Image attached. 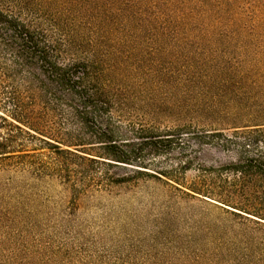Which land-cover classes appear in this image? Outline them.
I'll use <instances>...</instances> for the list:
<instances>
[{
    "label": "rangeland",
    "instance_id": "1",
    "mask_svg": "<svg viewBox=\"0 0 264 264\" xmlns=\"http://www.w3.org/2000/svg\"><path fill=\"white\" fill-rule=\"evenodd\" d=\"M54 24L53 32L65 41V58L91 51L79 36L87 29L70 18ZM258 45L261 41L251 38L106 43L100 53L110 54L102 67L114 77L118 106L113 118L132 165L79 152L96 156L102 150L72 147L77 135L72 131L69 137H54L60 144L48 142L88 159L58 153L37 140L25 143L59 166L57 176L28 184L39 197L37 218L46 224L36 238L60 249L64 264H198L197 256L212 253L208 234L214 225L241 227L243 221L228 214L236 212L232 207L254 215L243 214L257 234L254 222L264 224L256 218L264 219V186L252 173L236 180L226 172L231 163L264 161V73L233 77L221 70L237 69L236 62L246 51L253 56ZM152 136L157 137L147 139ZM121 180L128 181L116 184ZM238 184L247 191L234 192ZM190 188L214 193L192 196ZM222 200L228 206L218 203ZM31 235L25 238L27 252L13 240L9 249L18 254L15 263L23 258L30 263L29 253L36 249Z\"/></svg>",
    "mask_w": 264,
    "mask_h": 264
},
{
    "label": "trees",
    "instance_id": "2",
    "mask_svg": "<svg viewBox=\"0 0 264 264\" xmlns=\"http://www.w3.org/2000/svg\"><path fill=\"white\" fill-rule=\"evenodd\" d=\"M61 18H70L87 29V34L79 36L81 41L87 39L91 51L65 58V41L53 32L55 20ZM234 38L259 40L261 45L254 49L253 56L246 51L233 66L237 69L221 71L233 77L254 70L264 73V0H0V264H64L59 260L60 249H50L48 243L36 238L46 224L37 218L39 197L28 185L51 177V173L57 176L59 166L44 161L39 149H27L25 143L37 140L53 146L58 153L88 159L48 142L60 144L54 137H69L72 131L77 134L73 136L75 142H70L75 143L72 147L97 145L102 150L96 156L79 152L132 165L133 160L118 142L119 124L113 118L118 106L114 77L102 67L103 57L110 54L100 53L106 43ZM164 133L168 137L169 132ZM228 167L226 173L236 180L252 173L264 186V161L249 159ZM137 173L158 179L145 171ZM234 189L247 191L239 184ZM188 191L204 197L214 193L198 188ZM222 201L218 203L228 206L225 203L229 202ZM232 208L236 212H225L242 220L241 227L219 230L214 225L208 234L214 245L211 255L197 256L194 262L264 264V224L255 221L257 234H253L254 229L246 225L252 220L243 214L254 215L244 208ZM29 235L34 237L36 248L29 253L30 263L26 258L15 263L18 254L9 247L17 240L19 248L21 243L24 247L20 250L27 252L25 238Z\"/></svg>",
    "mask_w": 264,
    "mask_h": 264
}]
</instances>
